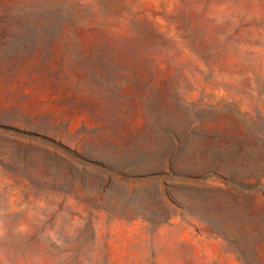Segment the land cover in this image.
<instances>
[{
    "label": "rangeland",
    "instance_id": "1",
    "mask_svg": "<svg viewBox=\"0 0 264 264\" xmlns=\"http://www.w3.org/2000/svg\"><path fill=\"white\" fill-rule=\"evenodd\" d=\"M0 264H264V0H0Z\"/></svg>",
    "mask_w": 264,
    "mask_h": 264
}]
</instances>
